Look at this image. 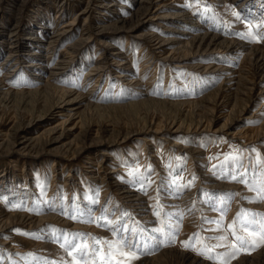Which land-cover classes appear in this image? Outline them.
Segmentation results:
<instances>
[{
	"label": "rangeland",
	"instance_id": "rangeland-1",
	"mask_svg": "<svg viewBox=\"0 0 264 264\" xmlns=\"http://www.w3.org/2000/svg\"><path fill=\"white\" fill-rule=\"evenodd\" d=\"M262 196L264 0H0V264H264Z\"/></svg>",
	"mask_w": 264,
	"mask_h": 264
},
{
	"label": "snow or ice",
	"instance_id": "snow-or-ice-1",
	"mask_svg": "<svg viewBox=\"0 0 264 264\" xmlns=\"http://www.w3.org/2000/svg\"><path fill=\"white\" fill-rule=\"evenodd\" d=\"M261 198H264V196H262ZM255 215H257V214H250V213L238 214L237 218H235L233 220V222L229 225V228L233 229L235 225L239 224L240 229L243 230V231H248L249 229H252V231H255V229L252 227V225L255 223L254 221L247 222V223H240L241 216H255ZM260 232L262 233L261 239L264 240V224L260 225ZM233 235L240 242L241 245L246 243V241H244L243 238H241L240 236L236 235L235 231H233ZM89 239L93 240L94 244L95 243H103V244H106L108 246L107 247V251L105 252V255H104L105 264H107L108 257L112 256L113 249H115V251L117 253H119L121 256H126L130 260L139 258V248H138L137 244L135 242L130 243L127 238H121L120 240L114 241V242H109V241L99 242V241H95V238H91V237H89ZM192 239L193 238H190V241ZM209 239H211V238H209ZM215 239L225 240V239H227V237H216ZM83 246L87 247V245H83ZM190 246H191L190 243H186L185 244V247H190ZM220 246H222V245H213L212 247H220ZM62 247H63V245H62ZM80 247H81V245H77V244H75L73 242H69L68 254L71 256L73 250H75L77 248H80ZM235 247L236 246L233 245V248H235ZM125 249L127 251H125ZM207 251L210 252L211 248H208ZM90 252L92 254V258L93 259H95V257L99 254L98 253V249L95 246L90 248ZM198 254L204 255L205 253H204V251L201 250V251H199ZM84 255H85L84 252L81 250L80 254H79V259L83 260ZM230 255L234 258V253H225L224 254L225 258L227 256H230ZM208 258L212 259L213 257H208ZM73 259L75 261L77 258L74 257Z\"/></svg>",
	"mask_w": 264,
	"mask_h": 264
},
{
	"label": "bare ground",
	"instance_id": "bare-ground-1",
	"mask_svg": "<svg viewBox=\"0 0 264 264\" xmlns=\"http://www.w3.org/2000/svg\"><path fill=\"white\" fill-rule=\"evenodd\" d=\"M115 7V6H114ZM40 23V22H39ZM67 93V92H66ZM64 95V94H63ZM63 103H65V100L63 99V102H62V106H59L58 108H60V109H63V107H66L67 105H68V102L67 103H65L64 105H63ZM62 116V113L61 112H59L56 116ZM57 122H58V125H62V124H64L63 123V121H60L59 119H57ZM200 137H198L197 139H199ZM112 173H113V171H112ZM3 194H6V192L4 193L3 192ZM34 194V193H33ZM190 195V194H189ZM248 196V195H247ZM187 200V199H186ZM132 201H138V200H132ZM137 204V203H136ZM138 205V204H137ZM141 205V204H140ZM182 205V204H181ZM87 206H89V205H87ZM85 212V211H84Z\"/></svg>",
	"mask_w": 264,
	"mask_h": 264
}]
</instances>
